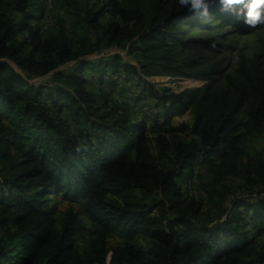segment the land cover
Returning <instances> with one entry per match:
<instances>
[{"label": "trees", "instance_id": "obj_1", "mask_svg": "<svg viewBox=\"0 0 264 264\" xmlns=\"http://www.w3.org/2000/svg\"><path fill=\"white\" fill-rule=\"evenodd\" d=\"M27 2L0 0V264H106L105 254L96 248L82 255L76 251L78 213L71 209L56 217L54 206H42L44 195L57 193L69 201H83L85 216L100 226L101 241L110 230H121L129 238H151L141 264H261L264 245L255 237L264 232V196L260 195L264 150L244 165L250 187L233 195L222 217L211 223L199 220L202 200H187L176 185L185 171L192 174L195 165L213 157L219 160L218 168L236 166L243 124L236 114L245 99L252 105L248 111L252 128H264L261 76L246 72L257 92L237 86L231 102H218L208 84L176 91L154 82L153 76L208 78L203 70H196L193 59L180 58L185 44L195 40L180 36L181 25L201 28L207 25L205 18L215 17L249 33L264 24H245L242 16L222 11L218 0L207 1V17H187V7L172 0L165 8L155 6L146 21L138 8L131 10L132 19L140 23L134 29L128 22L100 24L104 6L88 19L95 41L83 37L75 44L63 30L42 37L30 23L34 15ZM106 5L113 14L125 16L117 0ZM11 10L20 16L14 17ZM22 32L26 34L18 38ZM126 40L131 46L128 52L135 42L140 44L136 65L119 55L107 62L86 57L99 50L102 41L120 46ZM208 42L205 46H212ZM118 62L136 79L142 94L160 104L157 117L163 122L193 111L190 126L169 124L164 129L173 136L174 131H188L192 139H169L163 134L153 139L143 118H135V123L130 119L127 101L87 88L86 70H97L101 78ZM66 64L68 70L60 68ZM23 72L50 73L68 87L36 86ZM246 211L253 235L239 231L238 221L244 220Z\"/></svg>", "mask_w": 264, "mask_h": 264}, {"label": "rangeland", "instance_id": "obj_2", "mask_svg": "<svg viewBox=\"0 0 264 264\" xmlns=\"http://www.w3.org/2000/svg\"><path fill=\"white\" fill-rule=\"evenodd\" d=\"M170 1L172 0H117L119 8L121 7L125 15L122 17L120 16L121 12L113 14L114 10H111V6L106 5L109 4V0H28L27 6L28 11L34 15V19L30 23L39 28L42 37L56 35L60 30H63L77 44L83 37L95 41V30L91 29L88 19L95 11L104 6L103 14L98 17L100 24L106 25L111 21H117L121 25H125L128 22L134 29H137L140 23L134 18L132 19L131 10L138 8L143 20L146 21L154 15L155 6L159 5L165 8ZM207 1L209 2V0ZM10 13L14 17L20 16L19 13L12 10ZM186 15L195 19L201 17L194 12H188ZM205 19L207 25L201 26V28L194 27L192 24L180 26L182 31L180 36L183 39L192 37L195 40L185 44L179 56L181 59H193L196 70H203L208 78L198 80L188 75L168 73L153 76V81L165 84L176 91L208 84L210 89H213L217 94L218 102H231L237 92V86L245 88L246 91L252 90L254 91L252 94L255 95L257 91L251 86L246 72L250 77H254L258 73L264 83V26L249 33H241L215 17ZM25 34L26 32L20 33L18 38ZM207 40L212 46H205ZM128 43L126 40L120 46H116L108 45L106 41H102L99 50L93 51L86 57H99L97 61L103 59L107 62L110 61L111 56L119 55L129 64L136 65V61L141 59L138 50H136L140 44L135 42L132 45L133 49L128 52V47H131ZM60 68L68 70L69 66L66 64ZM23 73L25 78L36 86L44 87L55 84L68 87L67 82L58 81L50 73L46 75ZM103 73L104 75L98 78L97 70H86L87 88L94 92L105 93L115 101H127L130 119L135 123V118H143L150 137L154 139L158 134H163L167 135L166 137L169 139L174 137L176 140L186 139L187 141L194 137L188 131H174L177 133L176 137L164 131L169 124L176 126L179 123H184L190 126L194 120L192 110H187L183 115L174 116L170 122H163L161 117H157L162 111L160 104L146 94H142V88L137 84L136 79L130 74L128 75L119 62L115 69L108 68ZM255 103L257 102L255 101ZM251 108L252 105L245 99L243 106L236 114V118L243 124L238 143L241 151L239 150L235 157V167L218 168L219 160L213 157L206 164L195 165L192 174L185 171L183 177L176 179V185L180 188L183 197L187 200H202L203 205L199 216L201 221L211 223L222 217L232 196L243 194L245 189L250 187L245 181L244 165L249 158H255L264 150V128L260 130L252 128L248 116V111ZM63 117H66V114H63ZM157 118L158 121L155 120ZM159 123H162L161 126ZM153 153L157 154L154 146ZM254 188L258 189L259 187L254 186ZM260 195L264 196V193L261 192ZM156 197L160 198L161 194L157 193ZM42 206H54L56 217L67 215L71 209L78 213L77 228L73 236L76 251L82 255L90 247L91 250L96 248L105 254L106 264H141L140 260L143 259L146 248L152 241L151 238L143 236L129 238L121 230L105 232V240L101 241L99 239L101 234L98 232L100 226L85 216L83 201L80 199L69 201L63 198L60 193L46 194L42 197ZM248 214L249 212H244V220L238 221L239 231L246 230L250 235H253L252 222L250 218L246 217ZM255 238L256 243L264 245V232ZM261 264H264V261Z\"/></svg>", "mask_w": 264, "mask_h": 264}, {"label": "clouds", "instance_id": "obj_3", "mask_svg": "<svg viewBox=\"0 0 264 264\" xmlns=\"http://www.w3.org/2000/svg\"><path fill=\"white\" fill-rule=\"evenodd\" d=\"M181 8L196 12L201 17L208 16L207 0H178ZM221 10L234 13L237 18L243 17L244 23L250 26L264 24V0H218ZM234 5H241L239 9Z\"/></svg>", "mask_w": 264, "mask_h": 264}]
</instances>
